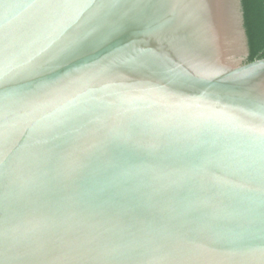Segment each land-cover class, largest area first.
Wrapping results in <instances>:
<instances>
[{
	"label": "water",
	"instance_id": "water-1",
	"mask_svg": "<svg viewBox=\"0 0 264 264\" xmlns=\"http://www.w3.org/2000/svg\"><path fill=\"white\" fill-rule=\"evenodd\" d=\"M242 0H0V264H264V59Z\"/></svg>",
	"mask_w": 264,
	"mask_h": 264
},
{
	"label": "trees",
	"instance_id": "trees-1",
	"mask_svg": "<svg viewBox=\"0 0 264 264\" xmlns=\"http://www.w3.org/2000/svg\"><path fill=\"white\" fill-rule=\"evenodd\" d=\"M250 42L247 62L264 59V0H242Z\"/></svg>",
	"mask_w": 264,
	"mask_h": 264
}]
</instances>
